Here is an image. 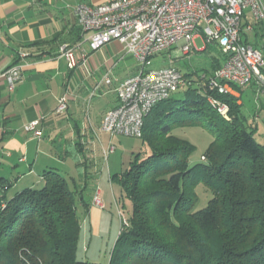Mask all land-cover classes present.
Segmentation results:
<instances>
[{
  "label": "trees",
  "instance_id": "1",
  "mask_svg": "<svg viewBox=\"0 0 264 264\" xmlns=\"http://www.w3.org/2000/svg\"><path fill=\"white\" fill-rule=\"evenodd\" d=\"M250 24L253 40L242 33L243 41L263 49V25ZM220 65L215 59L211 73ZM197 82L151 109L140 138L147 150L125 173L110 176L131 212L107 264H264V148L237 98L214 95L228 106L226 120ZM247 87L255 91L254 84ZM176 127H203L212 135L201 163L189 165L194 146L172 135ZM42 177L41 187L0 200V264H100L76 258L77 206L88 207L84 188L72 189L53 170ZM199 184L212 198L195 211Z\"/></svg>",
  "mask_w": 264,
  "mask_h": 264
},
{
  "label": "crops",
  "instance_id": "2",
  "mask_svg": "<svg viewBox=\"0 0 264 264\" xmlns=\"http://www.w3.org/2000/svg\"><path fill=\"white\" fill-rule=\"evenodd\" d=\"M110 1L0 0V72L21 66V79L12 90L0 78V200L9 195L11 199L24 189L41 187L42 176L49 170L62 174L73 189L76 185L71 182V165L67 163L71 153L77 156L72 168H77L84 186L101 173L93 146L95 142L98 148L104 146L97 134L104 133L100 126L105 113L117 105L115 88L134 76L138 66H120L127 55L117 41L92 51L73 9L80 4L98 6ZM243 34L253 40V30ZM63 45L73 49L77 68L71 70L59 56ZM260 50L264 53V48ZM22 53L26 54L23 58ZM218 60L221 64V58ZM212 69L195 75V80L180 73L188 81H198ZM106 75L110 84L102 83ZM245 89L254 92L250 87ZM63 95L68 100L67 110L57 114V102ZM236 96L243 106L241 93L236 92ZM256 106L264 110V98H258ZM35 120L40 122L39 139L25 129ZM85 153L91 155L89 159ZM110 176L108 171V180ZM95 208L88 204L86 210Z\"/></svg>",
  "mask_w": 264,
  "mask_h": 264
},
{
  "label": "built area",
  "instance_id": "3",
  "mask_svg": "<svg viewBox=\"0 0 264 264\" xmlns=\"http://www.w3.org/2000/svg\"><path fill=\"white\" fill-rule=\"evenodd\" d=\"M73 14L92 51L117 41L139 64L136 74L115 88L117 105L103 117L100 131L111 137L140 139L144 119L151 109L187 87L188 80L180 71L173 67L154 69L152 59L176 45L188 53V46H194L196 39L205 44L216 43L221 54L220 67L196 83L211 108L227 120L228 106L215 94L237 98L235 87L254 84L264 96V53L242 39V33L253 30L250 23H245L247 19L264 27V0H113L98 6L80 4ZM25 56L20 54L21 58ZM59 56L71 70L77 68L70 46H61ZM0 78L12 90L21 79V66L0 72ZM110 81L106 75L102 83ZM67 106L63 95L55 112L64 113ZM39 125V120H35L25 129L39 139ZM113 152L110 144L103 150L105 159ZM92 205L102 208L99 190L94 192Z\"/></svg>",
  "mask_w": 264,
  "mask_h": 264
},
{
  "label": "rangeland",
  "instance_id": "4",
  "mask_svg": "<svg viewBox=\"0 0 264 264\" xmlns=\"http://www.w3.org/2000/svg\"><path fill=\"white\" fill-rule=\"evenodd\" d=\"M188 47V53L183 51V46L176 45L169 51L153 58L152 68L175 66L182 74H187V77L195 80L196 76L210 71L213 61L220 58V50L216 43L205 44L201 39H197L194 41V46L189 45ZM120 66L133 68L134 66H139V64L136 59L127 55L120 61ZM183 90L174 93L172 97L177 98ZM241 96L243 115L247 124L256 128L253 132L254 138L264 148V110L256 106V100L258 98L263 99L264 96L260 95L256 89L254 92L245 89ZM97 135L104 146L101 148L99 146L98 148L96 142L95 146H93L95 161L99 164V169L101 165V173L97 178L89 179L84 186L83 180L81 181L80 177L77 176V168H72L77 162L75 153L70 154L67 163L69 164L68 166L71 165V168H69L72 171L70 175L73 177L71 182H74L77 189L85 187V192L83 193L84 202L87 205H92L94 192L99 190L102 203V208H95L89 212L83 206H77L80 238L77 243L76 258L89 263L107 264L120 229V220L127 218L131 212L130 202L121 193L118 182L113 180L111 183L107 179V172L110 171L111 175L125 173L129 168L130 161L137 154L145 153L147 147L138 138L111 137L107 133ZM172 135L194 146V151L189 157L190 166L201 163V158L213 139L212 135L203 127H176L173 129ZM110 144L113 145L114 152L105 159L102 149L107 150ZM85 155L88 159L91 156L87 153ZM194 192L197 196V201L193 210L198 211L206 206L207 202L212 198V194L202 184L197 185ZM9 198L10 195L6 197V200ZM121 224H123V221ZM20 257L23 256L21 255Z\"/></svg>",
  "mask_w": 264,
  "mask_h": 264
}]
</instances>
